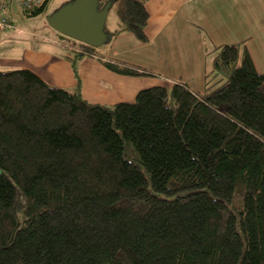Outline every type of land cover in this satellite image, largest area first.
<instances>
[{
    "label": "trees",
    "instance_id": "obj_1",
    "mask_svg": "<svg viewBox=\"0 0 264 264\" xmlns=\"http://www.w3.org/2000/svg\"><path fill=\"white\" fill-rule=\"evenodd\" d=\"M149 1L99 9L116 7L113 35L147 43ZM72 42L74 90L0 71V264H264V74L246 46L214 48L203 92L154 86L106 107L79 75L98 48Z\"/></svg>",
    "mask_w": 264,
    "mask_h": 264
},
{
    "label": "crops",
    "instance_id": "obj_2",
    "mask_svg": "<svg viewBox=\"0 0 264 264\" xmlns=\"http://www.w3.org/2000/svg\"><path fill=\"white\" fill-rule=\"evenodd\" d=\"M147 11L150 17L146 28L147 43L130 33L113 35L118 26L109 31L108 47L99 48V56H87L81 61L79 75L85 100L110 107L120 102H133L141 90L154 86L186 83L191 88L197 82V74H186L185 78L171 76L169 72H198L199 52L208 54L211 48L221 46L219 40H228L227 44L223 43L225 45L246 42L252 56L251 40L257 36L264 38V0H150ZM56 45L66 49L70 46ZM66 55L67 52L49 45L38 46L35 41L13 31H0V71L30 69L54 87L74 90L77 81ZM207 57L212 62L213 58ZM111 59L141 67L155 76L116 74L103 64L104 60ZM186 62L195 68L183 67ZM201 64L205 66L204 73L212 70L208 68L207 58ZM203 82L205 86L204 77Z\"/></svg>",
    "mask_w": 264,
    "mask_h": 264
},
{
    "label": "rangeland",
    "instance_id": "obj_3",
    "mask_svg": "<svg viewBox=\"0 0 264 264\" xmlns=\"http://www.w3.org/2000/svg\"><path fill=\"white\" fill-rule=\"evenodd\" d=\"M72 0H49L47 8L45 12L39 16L36 17H30L24 14V12L19 9L18 7L15 8V13L11 16L13 18V26L10 29V31H13V33L20 34L22 36L28 37V39H31L35 41L36 44H42L44 47H48V45L51 48L62 50V52H69L66 48H60L59 46L56 45V43H62V45L65 46V44H68L70 46L74 45L78 47V43H73L72 40L67 39L65 37L62 38V36L56 32L53 28L50 27V25L47 22V17L53 14L55 11L59 10L61 7H63L65 4L71 2ZM119 19L117 16V9L116 7H111L109 11V16H108V21H107V31H113L119 26ZM134 36V35H133ZM135 37V36H134ZM228 40H219L220 45H225L227 44ZM251 43V50H252V59L255 63L256 69L259 73L264 74V38L260 37H255L253 38ZM232 42V41H230ZM225 43V44H223ZM229 43V42H228ZM246 43V42H245ZM245 43L243 44V48L245 46ZM106 47H108L107 44H104ZM103 45V46H104ZM73 46V47H74ZM102 46V47H103ZM71 48V47H70ZM72 49V48H71ZM99 49V48H98ZM213 48L210 49V52L207 54L199 52V71L198 72H192L189 71L187 73L185 72H179V73H173L169 72L171 76H183L187 78L186 74H190L192 76H195L196 74L198 75L197 77V82L194 83L195 87H191V90H196V91H201L203 92L205 89L204 82L201 83V79L204 77V63L205 59L207 58V62L209 64L208 68L213 67L212 62H210L209 58L207 56H210L213 58ZM73 51V50H72ZM69 54H72L71 52ZM180 57H177V59ZM183 67L185 68H195V66H189L186 62L182 64ZM208 69V70H209ZM218 79V78H217ZM204 81V79H203ZM194 88V89H192ZM200 88V89H199Z\"/></svg>",
    "mask_w": 264,
    "mask_h": 264
},
{
    "label": "water",
    "instance_id": "obj_4",
    "mask_svg": "<svg viewBox=\"0 0 264 264\" xmlns=\"http://www.w3.org/2000/svg\"><path fill=\"white\" fill-rule=\"evenodd\" d=\"M100 0H72L47 17V22L60 35L94 48L109 41L106 32L111 3L101 10Z\"/></svg>",
    "mask_w": 264,
    "mask_h": 264
},
{
    "label": "built area",
    "instance_id": "obj_5",
    "mask_svg": "<svg viewBox=\"0 0 264 264\" xmlns=\"http://www.w3.org/2000/svg\"><path fill=\"white\" fill-rule=\"evenodd\" d=\"M42 0H0V30H5L11 27L8 17L10 8L19 6L26 10H32L41 4Z\"/></svg>",
    "mask_w": 264,
    "mask_h": 264
}]
</instances>
